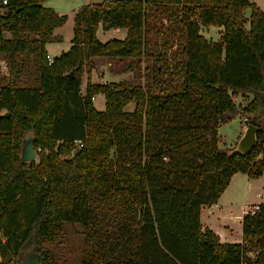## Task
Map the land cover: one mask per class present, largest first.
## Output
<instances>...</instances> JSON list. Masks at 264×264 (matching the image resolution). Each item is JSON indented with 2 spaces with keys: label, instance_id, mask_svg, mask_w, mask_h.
Masks as SVG:
<instances>
[{
  "label": "trees",
  "instance_id": "1",
  "mask_svg": "<svg viewBox=\"0 0 264 264\" xmlns=\"http://www.w3.org/2000/svg\"><path fill=\"white\" fill-rule=\"evenodd\" d=\"M2 1L0 264L29 250L30 263L57 264L45 243L64 222L83 228L81 264H264V202L244 215L241 242L200 221L234 173L264 170V11L251 0L90 2L75 12L70 48L49 63L46 43L67 15L44 0ZM100 23L127 34L102 41ZM211 25L217 40L201 33ZM94 56L129 58L138 76L144 62L147 79L83 90ZM238 94L252 95L242 113L259 126L245 154L219 146ZM30 131L38 159L23 161Z\"/></svg>",
  "mask_w": 264,
  "mask_h": 264
},
{
  "label": "rangeland",
  "instance_id": "2",
  "mask_svg": "<svg viewBox=\"0 0 264 264\" xmlns=\"http://www.w3.org/2000/svg\"><path fill=\"white\" fill-rule=\"evenodd\" d=\"M102 0H44L43 4L45 6L53 8L56 12L60 14H66L67 20L66 22L56 29L54 33L53 40L46 43V47L48 51L54 55L59 56L62 52V50L69 49L71 39L73 37V27H74V15L75 12L84 4H88L90 2H99ZM255 2L261 9L264 11V0H251ZM4 9L0 6V12H2ZM245 14L249 16L250 9H247L245 11ZM104 30L102 29L99 31V39H108L109 33L106 35H103ZM201 33L210 40H217L220 37V30L218 27L214 26H203L201 27ZM9 33L5 32L4 36H8ZM22 56L18 58V60H21ZM107 57L103 56H94L92 61L93 64H97L96 70L94 73H91L87 75V73L84 75L83 78V84L82 88L85 89L86 83L88 81L96 80L100 73L104 71L105 67L107 68H113V69H128L132 70V74L129 73L127 75L121 76L122 78H128L130 79V82H140L145 83L147 79V74L143 71L144 68V62L141 63V70H140V76L137 75V70L134 69V66H130V59H124L123 61L113 60L110 63L108 62ZM5 59H0V75H8L9 74V68L2 69L3 64H5ZM32 59H30L28 65L29 71L33 69L32 67ZM7 65V63H6ZM103 68V69H102ZM86 69V67L84 68ZM122 78H112L111 76L107 77L108 80H115V79H122ZM119 81V80H118ZM246 95L238 94L236 96H233L234 101L236 104H240L238 113L234 116L236 118H232L227 123H223L220 127V134H221V144L223 146H229L231 143L234 142L235 134L239 130L241 126V119L243 122H246L247 119L242 113L243 103L247 102V99L245 98ZM94 106L98 110H104L105 109V96L104 94L100 93L96 96L94 100ZM134 102H130L129 104L125 105L124 109L126 111H132L134 109ZM234 144V143H233ZM236 145V144H235ZM38 159V153L36 160ZM45 246L52 252L57 264H81V257H82V251L84 247V232L83 228L80 224H72L68 222L63 223V231L60 235V237L52 244L45 243ZM35 252L33 250H29L25 257L21 260L15 259L12 264H31L26 261V257L30 256L31 254H34Z\"/></svg>",
  "mask_w": 264,
  "mask_h": 264
},
{
  "label": "crops",
  "instance_id": "3",
  "mask_svg": "<svg viewBox=\"0 0 264 264\" xmlns=\"http://www.w3.org/2000/svg\"><path fill=\"white\" fill-rule=\"evenodd\" d=\"M214 27H218V26H214ZM57 28H55L53 31V37ZM101 29L102 31L104 30L103 35H106L107 33L110 34L108 35L109 36L108 39H111L113 37L122 39L127 34V28L125 27H112L109 29H104L102 24L100 23L96 31L98 38H99V31ZM218 29L221 30V27H218ZM104 38H107V35ZM108 39H103L102 41H106ZM71 44L72 43L70 42V46ZM67 50H62V52H65ZM47 52L48 54H50L51 57L53 58L56 57L52 55L48 51V49ZM107 59H110L108 60V62L110 63L113 60L123 61L124 59L127 58L121 59V58L107 57ZM96 66L97 64H94V66L91 69V73L95 72ZM129 73L132 74V70H130V68L117 70L111 67L110 68L105 67L104 71L100 73L99 77L96 80H92L91 83H110V82L118 83L121 81H130V79L128 78L121 77ZM109 76H111L112 78H122V79L108 80L107 77ZM97 95L98 94L94 95L93 103ZM245 98L247 99L248 102L252 98V95L248 94L246 95ZM247 102L243 103L242 105L245 106ZM221 125L218 127L219 146L222 148L233 149L238 139L243 134L247 123L243 122V120L241 119V126L237 131V133L235 134V139L233 142L234 144L231 143L229 146L226 145L223 146L221 144V134L219 132ZM261 126L264 127V117L261 118ZM261 202H264V170L262 175L256 178L249 177L247 173L236 172L231 176L228 186L220 194L217 201L210 205H203L201 207L200 210L201 225L203 228L208 227L212 229L219 236L222 242H241L243 240L242 222L245 212L249 205L259 204ZM25 259L28 263L30 262L33 263L34 257L29 256L26 257Z\"/></svg>",
  "mask_w": 264,
  "mask_h": 264
},
{
  "label": "water",
  "instance_id": "4",
  "mask_svg": "<svg viewBox=\"0 0 264 264\" xmlns=\"http://www.w3.org/2000/svg\"><path fill=\"white\" fill-rule=\"evenodd\" d=\"M76 71V67L72 68L67 75L72 76ZM259 126L253 123H247L243 134L238 139L236 145L231 150V153H249L257 143V131ZM37 152L34 146L33 132H27L22 140L21 159L23 161H31L36 159Z\"/></svg>",
  "mask_w": 264,
  "mask_h": 264
},
{
  "label": "built area",
  "instance_id": "5",
  "mask_svg": "<svg viewBox=\"0 0 264 264\" xmlns=\"http://www.w3.org/2000/svg\"><path fill=\"white\" fill-rule=\"evenodd\" d=\"M2 2L6 3V0H3ZM46 57L48 58L49 63H51L53 61V57H51L50 54L47 53ZM6 68H7V65L5 63V64H3L2 69H6ZM93 98H94V96L92 97V99ZM81 144L82 143H79V145H81ZM258 208H259L258 204H251V205L248 206L245 214L253 215V214H255L257 212Z\"/></svg>",
  "mask_w": 264,
  "mask_h": 264
}]
</instances>
